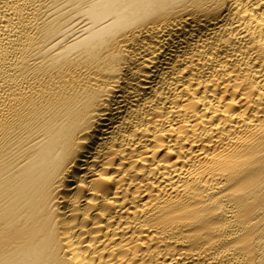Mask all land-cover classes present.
I'll use <instances>...</instances> for the list:
<instances>
[{
  "label": "bare ground",
  "instance_id": "1",
  "mask_svg": "<svg viewBox=\"0 0 264 264\" xmlns=\"http://www.w3.org/2000/svg\"><path fill=\"white\" fill-rule=\"evenodd\" d=\"M0 264H264V0H0Z\"/></svg>",
  "mask_w": 264,
  "mask_h": 264
}]
</instances>
